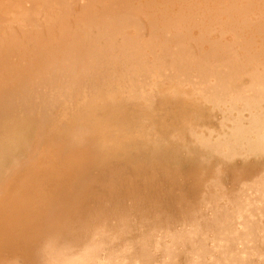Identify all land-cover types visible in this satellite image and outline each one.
I'll return each instance as SVG.
<instances>
[{
	"label": "bare ground",
	"instance_id": "6f19581e",
	"mask_svg": "<svg viewBox=\"0 0 264 264\" xmlns=\"http://www.w3.org/2000/svg\"><path fill=\"white\" fill-rule=\"evenodd\" d=\"M0 264H264V0H0Z\"/></svg>",
	"mask_w": 264,
	"mask_h": 264
}]
</instances>
